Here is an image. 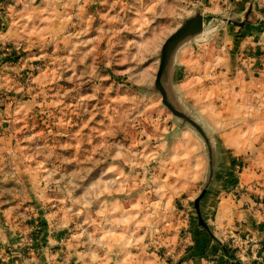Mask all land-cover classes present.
<instances>
[{"label":"rangeland","instance_id":"rangeland-1","mask_svg":"<svg viewBox=\"0 0 264 264\" xmlns=\"http://www.w3.org/2000/svg\"><path fill=\"white\" fill-rule=\"evenodd\" d=\"M236 2L88 0V15L72 20L67 37H46L30 66L21 62L17 48L0 44V124L14 119L18 124L12 144L21 150V164L33 175L37 205L43 206L33 220L25 218L27 229L34 230L27 237L31 247L40 231L67 240L87 216L116 220L127 235L135 232L139 242L143 238L148 249L153 246L161 264H188L185 224L196 222L204 236L211 234L196 206L208 157L202 138L181 126L154 90L159 51L182 18L199 8L204 28L197 40L204 44L192 46L195 40L185 48L173 83L208 126L199 109L220 112L228 93L241 88L238 78L264 69L253 67L254 60L264 59V51L254 40L245 41L246 31H227L248 14ZM199 48L206 49L200 62ZM217 48L228 59L214 52ZM8 166L12 171L13 165ZM0 186L10 195L13 179ZM158 234L169 245L154 241ZM48 239L37 244L45 247ZM178 251H185L184 258Z\"/></svg>","mask_w":264,"mask_h":264},{"label":"crops","instance_id":"crops-1","mask_svg":"<svg viewBox=\"0 0 264 264\" xmlns=\"http://www.w3.org/2000/svg\"><path fill=\"white\" fill-rule=\"evenodd\" d=\"M86 1L0 0V44L8 49L17 48L22 54L21 62L30 66L36 46L46 37H67L71 33L72 20L88 15ZM235 4L241 11L247 10L248 14L243 22L237 26L232 24L233 28H227V31L234 34L239 29L242 34L246 31L245 41L254 40L258 48L264 51V0H237ZM197 42L204 44L199 38L192 46ZM225 43L223 47L229 48L230 38ZM188 45L179 51L178 63L184 60L185 56H182L188 51L185 50ZM193 50L197 51L195 48ZM204 51L206 49L199 48L198 62L204 58ZM214 52H221V57H226L222 49L217 48ZM253 62V67H264V59ZM238 80L243 81L241 88L234 93L229 92L228 88L227 103L223 102L220 112L199 109L218 138L220 160L217 181L199 204V218L205 222L211 234L207 232L204 236L196 222L185 224L188 232V252L185 255L188 256V264H256L250 260L249 253L242 252L237 245L228 247L227 252L231 256L228 257L229 253L223 252V244L226 245L231 237L242 239L253 235L264 238V69L250 78L242 76ZM234 82L229 81L232 85ZM12 122L0 124V181L13 179L14 184L10 195L0 186V264L163 262L160 256L151 251L153 246L148 249L146 240L141 238L139 242L135 232L127 235L128 231L118 226V221L89 219L87 216L82 224L74 226L75 236L61 240L63 234L49 237L40 231L34 237L35 247H31L27 237L34 230L27 229L25 218L29 216L33 220L34 212L37 215L43 211V206L37 205L36 187L30 182L33 175L25 164H21V150L12 144L11 135L15 137L18 130V124ZM8 164L13 165L12 171ZM226 176L229 180L224 182ZM14 181L19 183L18 190ZM51 224H46L45 229L51 230ZM157 236L158 239L154 241L169 245L159 234ZM41 238H49L45 247L37 244ZM179 253L184 258L185 251H178L176 255Z\"/></svg>","mask_w":264,"mask_h":264},{"label":"water","instance_id":"water-1","mask_svg":"<svg viewBox=\"0 0 264 264\" xmlns=\"http://www.w3.org/2000/svg\"><path fill=\"white\" fill-rule=\"evenodd\" d=\"M204 15L195 8L193 14L181 20V24L164 40L159 51V65L154 80V90L162 96V103L171 110L181 126H189L197 133L205 144L208 157V172L204 187L197 198V209L201 199L205 196L216 180L219 171L220 149L217 136L206 121L182 101L175 89L173 76L176 69L179 51L193 43L202 34Z\"/></svg>","mask_w":264,"mask_h":264},{"label":"built area","instance_id":"built-area-1","mask_svg":"<svg viewBox=\"0 0 264 264\" xmlns=\"http://www.w3.org/2000/svg\"><path fill=\"white\" fill-rule=\"evenodd\" d=\"M228 245L229 248H232L234 245L240 246L242 252L249 253L251 261H254L256 264H264V238L253 235L242 239L232 237Z\"/></svg>","mask_w":264,"mask_h":264},{"label":"trees","instance_id":"trees-1","mask_svg":"<svg viewBox=\"0 0 264 264\" xmlns=\"http://www.w3.org/2000/svg\"><path fill=\"white\" fill-rule=\"evenodd\" d=\"M204 226H205V225H204ZM223 252H224V253H225V252H226V253H229V254H228V257H231V256H230V252H227L226 250H223Z\"/></svg>","mask_w":264,"mask_h":264}]
</instances>
